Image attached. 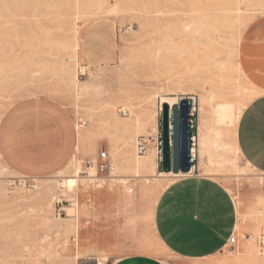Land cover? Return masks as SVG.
<instances>
[{
	"label": "rangeland",
	"instance_id": "374dc122",
	"mask_svg": "<svg viewBox=\"0 0 264 264\" xmlns=\"http://www.w3.org/2000/svg\"><path fill=\"white\" fill-rule=\"evenodd\" d=\"M263 46L264 0H0V125L15 108L27 114L51 101L70 112L79 136L58 172H15L0 157V264H110L81 254L98 205L118 206L116 217L139 222L149 241L152 209L176 179L135 169L148 154H136L138 143L157 154L161 101L194 97L197 135L203 128L207 139L213 126L232 142L257 95L248 85L259 92L253 83H264L247 71L264 70V58L248 60L263 56ZM226 151L196 154L194 168L227 189L237 236L251 237L264 259V176ZM75 177L76 188L61 185Z\"/></svg>",
	"mask_w": 264,
	"mask_h": 264
},
{
	"label": "crops",
	"instance_id": "0c3cea01",
	"mask_svg": "<svg viewBox=\"0 0 264 264\" xmlns=\"http://www.w3.org/2000/svg\"><path fill=\"white\" fill-rule=\"evenodd\" d=\"M253 55L248 60L264 58ZM247 71L264 79V70ZM253 84L259 92L240 115L235 144L246 164L264 176V83ZM35 105L27 114L15 108L5 115L0 125V157L15 172L61 171L78 150L76 122L68 110L51 101ZM158 161L150 176L162 177ZM174 178L152 209L149 241L139 222L131 226L116 217L118 206L98 205L97 216L79 241L83 257L105 258L110 264H264L254 255L252 238L237 236V209L218 180L195 168L187 176ZM230 236H236L233 246Z\"/></svg>",
	"mask_w": 264,
	"mask_h": 264
},
{
	"label": "water",
	"instance_id": "95a60500",
	"mask_svg": "<svg viewBox=\"0 0 264 264\" xmlns=\"http://www.w3.org/2000/svg\"><path fill=\"white\" fill-rule=\"evenodd\" d=\"M160 168L162 173L187 174L192 164L189 160V103L181 99L169 106L161 104Z\"/></svg>",
	"mask_w": 264,
	"mask_h": 264
},
{
	"label": "bare ground",
	"instance_id": "6f19581e",
	"mask_svg": "<svg viewBox=\"0 0 264 264\" xmlns=\"http://www.w3.org/2000/svg\"><path fill=\"white\" fill-rule=\"evenodd\" d=\"M243 2V1H242ZM246 5V4H245ZM243 6V5H242ZM246 10V9H245ZM244 10V11H245ZM239 12V11H238ZM236 13V12H235ZM243 13V12H242ZM243 23V22H242ZM234 25V24H233ZM242 72V71H241ZM248 88L249 89H252L256 94H257V91L255 89H253L252 87H250L248 85ZM163 103H167L170 107L173 106L174 104H177V100L176 99H163L161 101V104ZM228 104V103H227ZM223 104L222 107L220 108L219 110V114H218V123L219 125L222 124L224 122V119H226V115L227 113H229L228 111L230 110V107H229V104ZM234 107V106H233ZM199 111L202 110L201 108H198ZM238 109V108H237ZM240 110V109H239ZM217 111V110H216ZM239 112V111H238ZM238 116V114H236ZM235 115V116H236ZM241 115V114H240ZM240 115L238 116V119L240 118ZM217 119V118H216ZM228 119V118H227ZM233 123V122H232ZM236 124V123H235ZM217 125V124H216ZM223 127V126H222ZM221 128V127H220ZM202 129L200 130V133H198V141H197V148L195 150V154L198 155L199 159L201 160L202 159V156L207 153L209 155V159L211 158V152L210 150L212 149H221V150H234L236 151L237 153H239L237 147H236V144H235V134H234V140H232V142H226L223 138V135H222V132L220 131V129L218 128H213V126L211 127V129L209 128L208 131L210 134H208L209 137H207V139L205 138V134H203L202 132ZM81 138V136H80ZM226 151V152H227ZM148 154H147V157L144 158L143 161H140V162H137V164L135 165V169H141L144 173H148V172H151L153 173V167H154V161H155V156H156V152H155V149H153L152 147H150L148 149ZM220 152V151H219ZM229 153V152H228ZM227 153V154H228ZM196 156V155H195ZM215 157V156H214ZM213 157V158H214ZM218 157V155H217ZM216 157V159H218ZM220 157V156H219ZM215 159V158H214ZM224 160V159H223ZM229 160V159H228ZM217 162V160H216ZM213 163V162H211ZM210 163V164H211ZM215 164V163H213ZM95 167H91L90 169L92 171H94ZM241 170V169H240ZM91 171V172H92ZM236 171V170H235ZM95 172V171H94ZM137 173V172H136ZM149 175V174H148ZM187 174H181L179 173L178 175H174L172 173H169V174H165V173H162L161 175L159 176H162V177H183V176H187ZM92 177V175H91ZM80 177H75V178H68L66 179L65 183H62L61 185H64L65 188L70 191L74 188L77 187L78 185V180H79ZM90 178V177H89ZM94 178V177H93ZM126 186V185H125ZM168 187V186H167ZM130 190V189H129ZM47 191V190H46ZM124 191V190H123ZM45 192V191H44ZM41 193V192H40ZM43 193V192H42ZM41 193V194H42ZM128 193V192H127ZM131 194V193H130ZM46 196V194L44 195ZM130 196V195H129ZM47 197V196H46ZM45 197V198H46ZM158 197V196H157ZM131 198V197H130ZM42 199V198H41ZM40 202V201H39ZM157 203V202H156ZM40 211V210H39ZM38 211V212H39ZM153 213V212H152ZM45 215V213H43ZM47 216V215H46ZM43 217V216H42ZM45 217V216H44ZM39 218V217H38ZM47 219V218H46ZM44 221V220H42ZM244 222V220H243ZM65 245H66V242H65ZM62 259V258H61ZM61 261V260H60ZM59 261V262H60ZM56 264V263H55ZM60 264V263H59ZM62 264V263H61ZM101 264V263H99Z\"/></svg>",
	"mask_w": 264,
	"mask_h": 264
},
{
	"label": "built area",
	"instance_id": "2783aa9c",
	"mask_svg": "<svg viewBox=\"0 0 264 264\" xmlns=\"http://www.w3.org/2000/svg\"><path fill=\"white\" fill-rule=\"evenodd\" d=\"M189 103V160L192 164V169L194 168V163L196 162V156H195V150L197 148V141H198V135H197V113H198V104L194 97H188L187 98ZM160 142L158 143L156 149L158 150V155L160 156ZM147 153V145L144 142H140L136 146V154L140 157L145 156ZM87 165H91V162H87ZM97 170L99 172H104L106 170V166L104 164H100L97 166ZM190 171V172H191ZM189 172V173H190ZM26 180L34 182L35 180L33 178H26ZM229 245L233 246L236 243V236H230ZM259 247L261 248V252H264V237H261L259 239Z\"/></svg>",
	"mask_w": 264,
	"mask_h": 264
}]
</instances>
